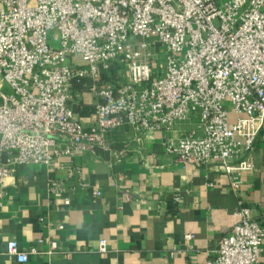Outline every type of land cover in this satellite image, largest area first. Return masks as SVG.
Returning <instances> with one entry per match:
<instances>
[{"label":"built area","instance_id":"2783aa9c","mask_svg":"<svg viewBox=\"0 0 264 264\" xmlns=\"http://www.w3.org/2000/svg\"><path fill=\"white\" fill-rule=\"evenodd\" d=\"M77 86L97 100L90 127ZM125 126L168 133V156L217 168L236 192L264 141V0H0V189L14 166L53 171ZM236 214L203 264H259L264 227L244 206ZM6 251L30 261L16 241Z\"/></svg>","mask_w":264,"mask_h":264},{"label":"crops","instance_id":"0c3cea01","mask_svg":"<svg viewBox=\"0 0 264 264\" xmlns=\"http://www.w3.org/2000/svg\"><path fill=\"white\" fill-rule=\"evenodd\" d=\"M84 89H78L77 101L83 110H93L97 100ZM80 120L90 127L94 112L80 110ZM168 137L125 126L108 134V149L61 156L53 171L14 166L0 189V264H18L7 254L10 241L29 255L27 264H203L238 224L241 206L264 227L262 139L253 151L255 170L234 192L230 177L217 168L184 165L168 156ZM51 180L63 183L65 192L52 194ZM68 199L71 206L65 205ZM102 240L108 243L105 253L99 251Z\"/></svg>","mask_w":264,"mask_h":264},{"label":"rangeland","instance_id":"374dc122","mask_svg":"<svg viewBox=\"0 0 264 264\" xmlns=\"http://www.w3.org/2000/svg\"><path fill=\"white\" fill-rule=\"evenodd\" d=\"M79 65L81 66V68H85V65H83L82 63H79ZM117 70H118L119 75H120V77L118 78V81H121V80H123V77H125L126 70L124 68H120V67H118Z\"/></svg>","mask_w":264,"mask_h":264},{"label":"trees","instance_id":"16d2710c","mask_svg":"<svg viewBox=\"0 0 264 264\" xmlns=\"http://www.w3.org/2000/svg\"><path fill=\"white\" fill-rule=\"evenodd\" d=\"M76 88H78V89L81 88L82 91L85 90L83 86H82V87L77 86ZM82 110H83V109H82ZM82 110H81V113H82V114H87V113H90V112H94V109L91 110V109L84 108V110H83V111H82ZM77 111H78V110H77ZM79 111H80V110H79Z\"/></svg>","mask_w":264,"mask_h":264}]
</instances>
